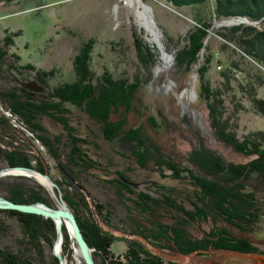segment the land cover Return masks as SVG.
<instances>
[{
  "label": "rangeland",
  "instance_id": "rangeland-1",
  "mask_svg": "<svg viewBox=\"0 0 264 264\" xmlns=\"http://www.w3.org/2000/svg\"><path fill=\"white\" fill-rule=\"evenodd\" d=\"M140 1L151 9L147 10V16L158 30L165 49L161 44L149 42L145 29L138 24L135 11L137 2ZM212 5L213 0H209L210 7L206 10L202 6L177 9L165 0H0V40L5 34L11 35L13 45L9 51L18 57L17 61L13 59L14 62L20 65L29 64L42 71H52L45 78L46 87L33 78L34 74L26 72L20 76L17 72L8 71L4 78H0V90L9 88L15 83L12 81H16L17 85L34 94L32 96L37 102L40 100L41 104H49L51 88L74 81L72 61L89 42L92 46L90 68L94 78L102 79L103 73H107L113 78L123 77L138 86L131 101V109L123 118L124 129L141 127L142 135L144 132L149 142L157 146L166 159L174 161L180 169L188 167L212 180V177L204 174L205 170L201 172L202 169L195 160L197 152L194 151H208L218 156L221 163L232 164L247 163L255 156L237 152L233 146L223 143L213 134L205 100L199 95L197 69L204 62L206 64L208 59V65H203L204 68L208 66V87L222 90L228 81V72L224 68L229 65L230 57L223 52L222 44L226 41L218 33L229 34L231 27L241 24L264 31V18L253 22L242 19L244 22L237 23L235 20L238 17L211 16V27L207 30L197 64L188 71L177 63L178 52L188 46L187 39L196 26L194 16L196 18L208 14ZM134 38L140 40V44L152 54L151 57L145 49L139 55ZM229 47L234 48L231 43ZM164 53L171 55V62L168 69L162 70ZM249 60L255 64L253 60ZM14 62L12 63L15 64ZM259 66H256L257 69L263 71ZM240 68L244 71L233 73L237 76V81L246 83L250 80L246 71L250 74L254 71L242 64ZM28 83L31 86H26ZM240 88L245 89L243 86ZM254 88L255 93L249 98L240 91L236 82L230 81L225 93L224 116H230L229 123H232V131L238 139L254 131L264 133V116L255 110L252 103L253 98L264 99V85H255ZM186 90L189 92L186 93ZM66 107L69 109L66 114L68 125L73 128L70 134L84 142L78 145L86 150L91 159L87 167L80 162L74 167L73 174L78 179V186L68 185L59 167V164L66 162V155L69 153L67 134L61 124L46 116L38 119L48 137L60 135V142L54 144L59 155L58 161L42 142L41 131L14 112L1 96L0 119L6 124L0 130V168L9 167L3 161L2 150L16 147L24 149L31 165L26 168L40 172L36 169L40 166L43 170L40 173L48 175L58 186L63 199L62 189L75 195L73 200L78 215L91 217L114 238L109 247L110 254L113 259H118L123 264H127L125 252L133 243L137 245L141 259H160L161 264H263L264 176L254 173L243 183L245 192H252L257 199L256 206L251 211L258 214L259 221L257 225L249 227V231H239L209 209L206 210L207 215L205 213L192 221L189 217L193 210L191 203L196 198L195 188L188 177L172 178L169 170L155 163L154 157L147 158L142 164L138 156L136 157L137 153L133 152L136 138L131 140L122 133L117 136L111 133L110 139H106L99 123L90 119L79 108L70 104H66ZM189 108L197 111L199 116ZM120 119L122 116L118 112L110 114L109 120ZM116 172L122 175L118 177ZM116 179L128 183L135 192L126 191L119 183H115ZM0 181V196L4 198L9 196L5 184H23L38 189L44 201L36 202L54 206L47 188L53 191L55 189L44 182L45 187L33 176L10 174L1 177ZM77 191H81L82 195ZM140 192L147 194L150 199L143 201L138 196ZM65 203L67 204L66 201ZM173 203L182 205L185 214L177 211ZM69 208L71 209L70 206ZM0 220L3 223L0 230V248L30 260L37 257L35 248L30 244L26 245L17 219L0 212ZM53 225L50 242L40 240L47 264L54 257L51 252L56 235L54 222ZM62 226L63 238L61 251L58 253L63 256L66 264H84L68 226L65 223ZM218 226L225 228L234 237L251 241L259 253L243 254L233 250L212 249L190 252L188 239H202ZM173 228L181 231V237L185 238L181 240V245H176L169 238ZM91 251L94 249L91 248ZM106 263V259L96 255L95 264Z\"/></svg>",
  "mask_w": 264,
  "mask_h": 264
},
{
  "label": "trees",
  "instance_id": "trees-1",
  "mask_svg": "<svg viewBox=\"0 0 264 264\" xmlns=\"http://www.w3.org/2000/svg\"><path fill=\"white\" fill-rule=\"evenodd\" d=\"M2 1L11 2L13 0ZM165 1L171 3L177 9L202 6L207 10L210 7L208 6L209 0ZM211 16L215 18L245 17L250 21H260L264 18V0H213L212 9L208 10V14L205 13L199 17L197 16L198 18L194 16L193 20L196 26H194L195 29L187 39L188 46L180 50L177 57L179 66L188 71L197 64L198 54L202 49L207 30L211 27ZM218 35L225 39L226 43L222 44L224 48L223 52L230 57L229 65L224 68L229 75H226L228 81L223 85L222 90H212L209 88L208 80L206 79L208 66L204 68V62L197 69L199 95L205 100L209 122L215 137L223 143L233 146L237 152L255 157L251 161L242 164L221 163L218 156L208 151H194L197 152L195 160L198 161V165L202 169L201 172L205 170L206 173L204 174L212 177V180H208L202 176L203 174L193 172L188 167L180 169L174 161L166 159L159 152L158 147L149 142L144 132L142 135L141 127L135 126L124 129L125 120L123 118L131 109V101L134 98L135 88L138 86L128 82L123 77L113 78L107 73H103L101 76L102 79L94 78L93 70L90 68V49L92 46L89 42L80 49L72 61L75 74L74 81L51 88L48 97L49 104H41L42 102L40 100L37 102V99L32 96L34 94L17 85L16 81H12L15 82L12 83L14 86L11 84L9 88L0 90V96L9 103L14 112L21 115L35 129L41 131L40 138L42 142L47 146L50 154L58 161L59 155L54 144L60 142V135H53L51 138L48 137L44 127L38 123V119L46 116L61 124L67 134L69 153L66 155V162L63 165L59 164V167L68 185L76 187L79 184L77 177L73 174L74 167L78 164L77 162L87 167L86 165L91 162V159L85 152L86 150H82L78 145V143L83 141L79 137L70 134L73 128L68 125L66 114L69 112V109L66 107V104L81 109L90 119L99 123L102 126L103 137L106 139H110L109 136L111 133L115 134V136L122 133L124 137L131 140L136 138L137 141L134 144L133 152L137 153L136 157L138 156L137 158L142 161V164L147 158L154 157L155 163L169 170L172 178L179 179L181 177H188L192 186L195 188L194 195L196 198V201H192L191 203L193 210L189 217L192 221L199 219V216H204L205 213L207 215L206 210L209 209L215 216H218L225 223L236 227L239 231H249V227L257 225L259 221L258 214L251 211L256 206L257 199L252 192H245L243 183L254 173H257L259 176H264V133L254 131L248 133L242 139H238L233 132L232 123H229L230 116H224L226 113L224 100L230 81L236 82L239 89H241L240 91L248 95L249 98L253 97L255 93V88L253 89L255 85H264V31L257 30L254 26L241 24L231 27L229 34L220 32ZM134 42L136 43L135 47L139 55H141L143 49H145V52H148L140 44V40L134 38ZM230 43L234 48L229 47ZM12 45L13 40L11 35L5 34L0 40V78H4L8 71L17 72L20 76L28 72L34 74L33 78L37 79L46 87L45 78L51 75L52 71H42L35 69L29 64L20 65L17 62L15 63L14 60L17 61L18 57L9 51ZM238 49L240 53L237 52ZM148 55L150 57L152 56L149 52ZM249 59L253 60L255 64L253 65ZM208 63L209 60L207 59L205 65H208ZM241 64L243 67L248 66L254 71L252 74L246 71L249 75L248 79H250L246 83L237 81V76L234 74L244 71L240 68ZM255 65H260L263 71L257 69ZM241 86L245 87V89L240 88ZM252 101L255 110L264 116V99L254 100L253 98ZM117 112L122 116V119L118 121L109 120L110 114ZM5 124L6 122L0 119V130L4 129ZM141 135L142 137H140ZM23 150L18 147L10 150H2L1 155L6 166L31 167L27 158L28 154ZM36 169L43 172L40 166H37ZM116 174L118 177L122 175L120 172H116ZM19 179L24 180V178ZM118 180H114L115 183H119L126 191L135 192L128 183ZM57 184L60 186L61 183L58 182ZM5 188L9 193V196L5 197L12 202L31 204L36 201H44L36 188H29L23 184L15 185L13 183L5 184ZM62 191L65 201L73 210L87 244L94 249L92 255L95 263L96 255H99L107 260L106 264H123L122 261L113 259V255L110 254L109 247L113 243L114 238L103 230L91 217L86 218L78 215L76 204L73 200L75 199V195L69 194L64 189ZM77 192L82 195L81 191ZM138 194V196L143 198V201L150 199L147 194L141 192ZM173 205L177 211H184L182 205L177 206L178 204L176 203H173ZM96 206L100 207L98 205ZM0 212L17 219L22 227L26 245H32L37 252V257L35 256L30 260L28 257L14 254L0 248V264H47L43 251L41 250L42 248L40 247V240L50 242L49 237L53 232V222L50 219H43L38 215L20 213L14 210H0ZM2 225L3 223L0 220V230ZM159 226L162 229L160 224ZM180 234L181 231L173 228L172 235L169 238L176 245H181V240L185 238L181 237ZM187 243L191 247L190 252L212 249L223 251L233 250L243 254L259 253L257 247L251 241L243 237H234L225 228H220L219 226L211 229L202 239L191 238V240L188 239ZM125 259L127 260V264H161L160 259H157V261L152 258L141 259L140 251L135 243H133V246L129 245L128 250L125 252ZM49 264H57V260L53 257Z\"/></svg>",
  "mask_w": 264,
  "mask_h": 264
},
{
  "label": "water",
  "instance_id": "water-1",
  "mask_svg": "<svg viewBox=\"0 0 264 264\" xmlns=\"http://www.w3.org/2000/svg\"><path fill=\"white\" fill-rule=\"evenodd\" d=\"M242 19L250 21L245 17H238V19L235 21L237 23L244 22ZM250 22H253V21H250ZM28 84H26V86H31L30 84L29 85ZM189 109H191V111H195L192 108H189ZM195 112H196V116L197 115L199 116V113L197 111ZM10 174H27V175L33 176L35 179H36V176H39L40 178L45 179L50 185H52V187L55 189L54 191H56L57 195L54 193L52 189L48 190L51 196V199L54 203V206L50 207L40 202H35L31 204H19V203L12 202L0 196V210H14L20 213L34 214V215L42 216L45 218H49L54 223L56 220L64 221L70 230V233L77 246V249L80 253L83 263L84 264H95L91 248L89 247L83 234L81 233V230L79 228V225L77 223V220H76V217L73 211L65 203L64 199L61 197V192L58 186L50 180L49 176L46 174H41L40 172L35 171L34 169L26 168V167L9 166V167L0 168V178L6 175H10ZM60 238H61V226L56 225L55 241L52 246L51 252L54 255V257L57 258L59 264H66L63 256L60 253L55 252V242L59 241ZM263 264H264V261H263Z\"/></svg>",
  "mask_w": 264,
  "mask_h": 264
},
{
  "label": "bare ground",
  "instance_id": "bare-ground-1",
  "mask_svg": "<svg viewBox=\"0 0 264 264\" xmlns=\"http://www.w3.org/2000/svg\"><path fill=\"white\" fill-rule=\"evenodd\" d=\"M147 10H151V9H149V7H147L143 1L137 2L136 11H135L137 22L141 28L145 29L146 37H147L149 42L154 43V44H156V43L161 44L162 48L165 49L164 45L162 43V38H161L158 30L154 27V25L151 23V20L147 16ZM170 62H171V55H169L168 53H164L162 70L168 69ZM163 87L165 88L166 86H163ZM167 88H170V85H167ZM185 92L187 93V92H189V90H186ZM36 179L39 182H41L43 185L45 182V184L48 187H50V184L45 179H42L39 176H36ZM50 189L51 188H47V190H50ZM62 223H65V222L62 220H56L55 221V225L61 226V238L59 241L55 242V252H57V253H58V251H61V243H62V238H63V236H62V232H63Z\"/></svg>",
  "mask_w": 264,
  "mask_h": 264
},
{
  "label": "flooded vegetation",
  "instance_id": "flooded-vegetation-1",
  "mask_svg": "<svg viewBox=\"0 0 264 264\" xmlns=\"http://www.w3.org/2000/svg\"><path fill=\"white\" fill-rule=\"evenodd\" d=\"M169 263V262H168Z\"/></svg>",
  "mask_w": 264,
  "mask_h": 264
}]
</instances>
